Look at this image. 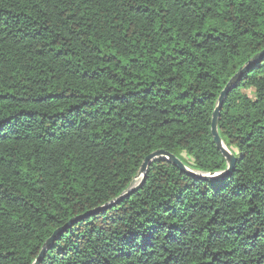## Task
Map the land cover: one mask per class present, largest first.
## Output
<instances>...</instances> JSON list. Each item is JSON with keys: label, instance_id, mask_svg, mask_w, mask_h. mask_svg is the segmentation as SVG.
<instances>
[{"label": "trees", "instance_id": "obj_1", "mask_svg": "<svg viewBox=\"0 0 264 264\" xmlns=\"http://www.w3.org/2000/svg\"><path fill=\"white\" fill-rule=\"evenodd\" d=\"M264 0H0V264H264ZM72 221V222H71Z\"/></svg>", "mask_w": 264, "mask_h": 264}, {"label": "water", "instance_id": "obj_2", "mask_svg": "<svg viewBox=\"0 0 264 264\" xmlns=\"http://www.w3.org/2000/svg\"><path fill=\"white\" fill-rule=\"evenodd\" d=\"M263 58H264V51L261 52L259 55H257L248 64V66H246L245 68L238 71V73H236L231 78V80L227 83L225 88L220 93L217 106L215 107L213 114H212L211 131H212V135H213L214 141H215L218 149H220V151L222 152L223 156L225 157V159L228 163V167L226 170H224L222 172L209 173V174H203V173L195 172L194 170H192L188 166H186L184 164V162L180 158H178L176 155H174L173 153L166 151L164 149H159V150H156V151L152 152L151 154H149L145 157V159H144V161L140 167V170L136 176L137 181H139L136 185H134L129 191H127L126 193L122 194L119 198H117L115 202H113L111 204L104 205L102 207H99V208L95 209L94 211L89 212L87 215L91 214L92 212L111 208V207L117 205L118 203H120L125 198H129L132 195V193L138 191L143 186V184L145 182V177H146L148 168L157 159H166V160L172 162L173 164H175L182 171H184L190 175L197 176V177L204 178V179L222 178V177H225V176L231 174L234 171V168L236 165V156L230 151L229 148H226L224 146L225 143H224V141H223V139L219 133L218 124H219L220 113H221L225 99L228 96L229 92L236 86V84L242 79V77L248 73V71L250 70V66L252 64H256L257 62H260ZM64 230H65V227H60L54 231V233L51 235V237L48 238L47 241L45 242L40 255L38 256V258L36 259V261L33 264H39L40 260L45 255L49 246L58 239V237L64 232Z\"/></svg>", "mask_w": 264, "mask_h": 264}, {"label": "bare ground", "instance_id": "obj_3", "mask_svg": "<svg viewBox=\"0 0 264 264\" xmlns=\"http://www.w3.org/2000/svg\"><path fill=\"white\" fill-rule=\"evenodd\" d=\"M224 146H225L226 148H228L226 144H224Z\"/></svg>", "mask_w": 264, "mask_h": 264}]
</instances>
